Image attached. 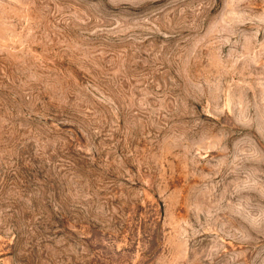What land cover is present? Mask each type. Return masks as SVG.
<instances>
[{"label": "rangeland", "instance_id": "rangeland-1", "mask_svg": "<svg viewBox=\"0 0 264 264\" xmlns=\"http://www.w3.org/2000/svg\"><path fill=\"white\" fill-rule=\"evenodd\" d=\"M0 264H264V0H0Z\"/></svg>", "mask_w": 264, "mask_h": 264}]
</instances>
